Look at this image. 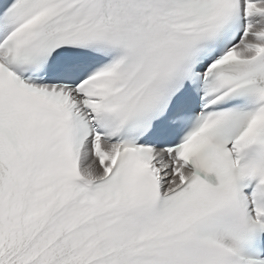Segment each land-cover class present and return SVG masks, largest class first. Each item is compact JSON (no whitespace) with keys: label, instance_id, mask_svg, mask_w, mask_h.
I'll use <instances>...</instances> for the list:
<instances>
[{"label":"snow or ice","instance_id":"snow-or-ice-1","mask_svg":"<svg viewBox=\"0 0 264 264\" xmlns=\"http://www.w3.org/2000/svg\"><path fill=\"white\" fill-rule=\"evenodd\" d=\"M0 264H264V0H0Z\"/></svg>","mask_w":264,"mask_h":264}]
</instances>
